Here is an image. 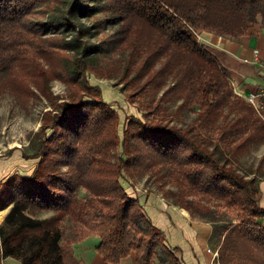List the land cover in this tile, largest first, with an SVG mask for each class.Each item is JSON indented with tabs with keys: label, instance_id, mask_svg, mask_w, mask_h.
<instances>
[{
	"label": "trees",
	"instance_id": "trees-1",
	"mask_svg": "<svg viewBox=\"0 0 264 264\" xmlns=\"http://www.w3.org/2000/svg\"><path fill=\"white\" fill-rule=\"evenodd\" d=\"M99 9L105 19L83 0H0V95L39 91L52 105L38 150L24 153L38 165L0 191V206L5 198L10 206L0 224L3 255L21 264H80L73 245L97 235L106 262L135 251L139 264H150L168 246L129 191L138 173L173 187L162 191L171 204L214 214L206 219L221 264H264V175L238 167L247 146L264 143V109L235 91L224 53L199 38L209 31L238 39L264 27V0H101ZM85 17L96 42L86 38ZM90 74L117 78L139 114L122 123ZM54 80L68 87L67 97L53 93ZM169 98L180 102L178 117L195 116L175 122Z\"/></svg>",
	"mask_w": 264,
	"mask_h": 264
},
{
	"label": "crops",
	"instance_id": "crops-1",
	"mask_svg": "<svg viewBox=\"0 0 264 264\" xmlns=\"http://www.w3.org/2000/svg\"><path fill=\"white\" fill-rule=\"evenodd\" d=\"M199 38L203 43L224 53L223 61L231 69L235 91L244 97L253 92L259 93L258 99L264 109V76L259 63L253 62L255 49L259 50V58L264 62V27L253 26L247 34L238 39L209 31L201 32ZM27 159L30 158L24 157L20 149L13 148L11 154H0V191L11 177L30 175L26 174L29 170L27 168H30ZM259 189V204L264 207V180L260 181ZM129 191L140 195L141 203L153 222L166 233L168 251H159L150 264H216L214 251L219 247V240L214 235L213 223L196 218L190 211L171 204L159 193H147L138 186L136 189L129 188ZM9 207L7 204L0 206V212ZM99 244V236L91 235L73 245L74 254L80 264H111L98 252ZM17 262L15 258L3 255L0 237V264ZM118 264H139L137 253L132 251Z\"/></svg>",
	"mask_w": 264,
	"mask_h": 264
},
{
	"label": "rangeland",
	"instance_id": "rangeland-1",
	"mask_svg": "<svg viewBox=\"0 0 264 264\" xmlns=\"http://www.w3.org/2000/svg\"><path fill=\"white\" fill-rule=\"evenodd\" d=\"M83 2L90 7V10L97 11L94 14L96 17L105 19V14L99 9L101 8V0H83ZM80 22L89 29V34L86 38L96 42L98 39L95 36L96 29L91 28L94 26L92 25L94 22L88 17L81 18ZM71 32L73 33V31ZM105 32L113 33L114 28L109 26ZM100 35L102 36L103 34ZM90 77L92 82L99 83L102 87L105 100L111 101L114 107L119 109L122 123L128 115L132 113L139 114L137 104L131 103L128 100L127 91L122 89L123 84L119 83L117 78L97 79L93 74H90ZM51 89L55 95L63 98L68 96V87L59 80L51 82ZM179 103L177 98H169L165 102L164 105L169 108V113L172 115L171 117H173L171 119H174L175 122L182 123L195 116V112L186 111L182 118L178 117L179 115L177 116L175 112ZM51 108V101L39 91H37L36 95L27 98L18 97L9 91L3 92L0 95V154H11L13 148L22 150L23 154L31 155L35 153L40 145L37 133L42 123L43 114ZM27 160L30 168H27L29 170H27L26 174L30 173L31 175L40 159L30 158ZM239 163L240 165L238 164V167L245 173L256 174L258 176L264 175V143H253L247 146L241 154ZM30 169L32 170L30 171ZM262 180H264V177ZM131 182H133L136 187L138 186L146 192H155L161 195H163V189L173 188L170 185L166 186L164 182L162 183V179L155 175H138V173H136V175L131 177ZM4 200L5 203L3 204L5 205L8 202L6 198ZM9 210L10 208L0 212V224L3 222L4 216ZM212 214L213 213H208L206 216H193L207 220L206 218L210 219L209 216L213 217L214 214ZM46 215L47 213L45 212L32 214L34 217H44Z\"/></svg>",
	"mask_w": 264,
	"mask_h": 264
},
{
	"label": "built area",
	"instance_id": "built-area-1",
	"mask_svg": "<svg viewBox=\"0 0 264 264\" xmlns=\"http://www.w3.org/2000/svg\"><path fill=\"white\" fill-rule=\"evenodd\" d=\"M254 51L256 53V56L253 59V62L254 63H259V65L261 66L262 75L264 76V62L261 61L260 58H259V55H258L259 50L258 49H255ZM258 97H259V93L253 92V93H250L249 95H247L245 98L249 102L253 103L257 109H262L263 108V105L259 101ZM214 256H215V263L216 264H221L220 261H219V250L218 249H216L214 251ZM16 264H21V263L18 261Z\"/></svg>",
	"mask_w": 264,
	"mask_h": 264
}]
</instances>
